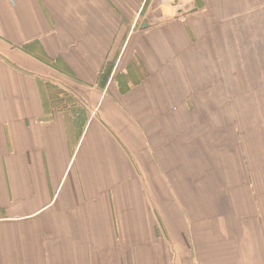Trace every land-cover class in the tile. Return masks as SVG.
<instances>
[{"label":"crops","instance_id":"1","mask_svg":"<svg viewBox=\"0 0 264 264\" xmlns=\"http://www.w3.org/2000/svg\"><path fill=\"white\" fill-rule=\"evenodd\" d=\"M145 4L0 0V264H264L263 178L208 113L264 94V0Z\"/></svg>","mask_w":264,"mask_h":264},{"label":"rangeland","instance_id":"2","mask_svg":"<svg viewBox=\"0 0 264 264\" xmlns=\"http://www.w3.org/2000/svg\"><path fill=\"white\" fill-rule=\"evenodd\" d=\"M150 0H146V4L144 5V10L142 13H140L139 18L141 21V18L146 17L147 15V6L149 4ZM168 4V3H167ZM175 7L167 6V11L170 12L171 16H175L176 18H183L184 16L177 15L175 13ZM176 14V15H175ZM182 16V17H181ZM177 19V20H178ZM139 20V19H138ZM136 20L135 29H139V21ZM142 22V21H141ZM263 41L258 44V53L261 55H264V46H262ZM130 72L129 75V83L133 84L136 82L138 78H136L140 73L139 69H136V64L134 65L130 64ZM241 70L243 72H247L250 70H254V76L256 77L258 74L264 73V62L261 63V61H258L256 63H245L241 62ZM231 66V64H226V67ZM250 79H225V110L224 111H218L216 110L211 111L212 109L217 108L215 105H209V115L212 118H216V113H218V125L221 122V112L224 113V118L226 121V124L228 123H234L235 130L239 133L241 136V145L242 150L244 149V159L243 162L246 165H249V168L252 172H256L253 174V176L257 175V178H260V176L263 178L264 181V94H260V86L261 81L255 79V82L252 84H249ZM242 83V88L237 87L239 84ZM243 83L246 87L243 86ZM177 84H180V81H177ZM210 87H216V85H210ZM257 90L256 94H250V90L254 89ZM235 91L236 94L232 95L231 93ZM240 91V92H239ZM244 92H248L244 93ZM208 97H211L212 100L215 102H220V95H209ZM234 106V108H233ZM220 108V107H218ZM213 113V115H212ZM217 120V119H216ZM178 124L180 126H177V133L180 135L181 133H184V125L182 123L184 122L183 117L178 116ZM208 131L210 129L217 130L216 127H209L207 128ZM216 135V134H215ZM237 136V135H236Z\"/></svg>","mask_w":264,"mask_h":264},{"label":"water","instance_id":"3","mask_svg":"<svg viewBox=\"0 0 264 264\" xmlns=\"http://www.w3.org/2000/svg\"><path fill=\"white\" fill-rule=\"evenodd\" d=\"M147 27V20L146 19H143L142 20V23H141V25H140V29H144V28H146Z\"/></svg>","mask_w":264,"mask_h":264},{"label":"built area","instance_id":"4","mask_svg":"<svg viewBox=\"0 0 264 264\" xmlns=\"http://www.w3.org/2000/svg\"><path fill=\"white\" fill-rule=\"evenodd\" d=\"M2 218H1V216H0V220H1Z\"/></svg>","mask_w":264,"mask_h":264}]
</instances>
